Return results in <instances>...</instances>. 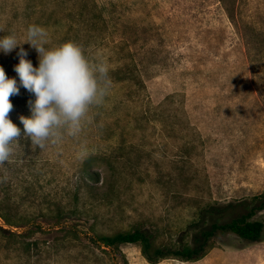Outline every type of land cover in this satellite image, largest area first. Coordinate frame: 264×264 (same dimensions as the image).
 <instances>
[{"label": "rangeland", "instance_id": "rangeland-1", "mask_svg": "<svg viewBox=\"0 0 264 264\" xmlns=\"http://www.w3.org/2000/svg\"><path fill=\"white\" fill-rule=\"evenodd\" d=\"M263 189L264 0H0V264H264V230L195 261L99 240L189 245Z\"/></svg>", "mask_w": 264, "mask_h": 264}, {"label": "trees", "instance_id": "trees-1", "mask_svg": "<svg viewBox=\"0 0 264 264\" xmlns=\"http://www.w3.org/2000/svg\"><path fill=\"white\" fill-rule=\"evenodd\" d=\"M227 10L231 17L234 13L229 9ZM53 16L55 18V13H53L52 17ZM89 25H91V23H89ZM79 58L84 61L85 55H81ZM75 65L76 63L64 68L68 76L74 73ZM122 70L123 68L110 69L103 75H101V73L100 76L108 77V79L113 82H124L131 79L132 75H123ZM89 76L90 75L87 74L85 78ZM96 76L100 77L99 75ZM74 92H78V90ZM96 158H100V155L90 154L83 160L81 170V172L84 173L83 182L86 176L96 177L98 175V172L92 169L91 164V161ZM242 205H245V212L232 216L234 209ZM262 210H264V189L260 194L238 203H228L226 205L209 204L203 206L197 213V219L188 225V229L192 231V240L189 245L162 248L155 247L152 235L141 229H136L131 232H119L111 236L104 235L101 236L99 240L102 241L105 246H117L123 243H139L143 256L150 263H156L164 258L195 261L202 258L208 252L212 247V239L220 234H233L248 242L261 241L264 222L261 220H252L251 218ZM4 232H6V229L0 225V235L2 236Z\"/></svg>", "mask_w": 264, "mask_h": 264}, {"label": "crops", "instance_id": "crops-1", "mask_svg": "<svg viewBox=\"0 0 264 264\" xmlns=\"http://www.w3.org/2000/svg\"><path fill=\"white\" fill-rule=\"evenodd\" d=\"M187 264H190V263H187Z\"/></svg>", "mask_w": 264, "mask_h": 264}]
</instances>
